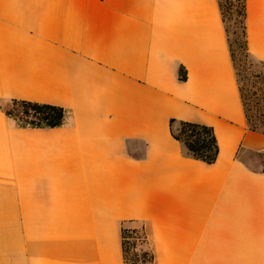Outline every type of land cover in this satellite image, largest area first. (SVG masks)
I'll return each mask as SVG.
<instances>
[{
	"label": "crops",
	"instance_id": "obj_1",
	"mask_svg": "<svg viewBox=\"0 0 264 264\" xmlns=\"http://www.w3.org/2000/svg\"><path fill=\"white\" fill-rule=\"evenodd\" d=\"M246 33L264 61V0H246ZM13 101L70 116L20 128ZM172 120L212 127L215 163L188 155ZM253 156L264 134L219 0H0V264H132L126 225L145 229L151 264H264Z\"/></svg>",
	"mask_w": 264,
	"mask_h": 264
},
{
	"label": "trees",
	"instance_id": "obj_2",
	"mask_svg": "<svg viewBox=\"0 0 264 264\" xmlns=\"http://www.w3.org/2000/svg\"><path fill=\"white\" fill-rule=\"evenodd\" d=\"M219 5L223 20L225 22L232 58L235 65L236 45L239 44L237 37H239V35L241 37L240 48L246 54V58L250 57L247 49L246 38V0H226L224 2L219 0ZM230 14H233L234 16L235 30L233 33L236 36V39L231 37V30L228 25ZM258 63L264 65V61H258ZM186 78V71L183 67H181L179 70V79L181 81H185ZM241 96L243 98L249 128L251 131L264 134L263 122L260 124L256 122L258 117H264V93H262L260 97V101L263 104V109L261 108L260 116L256 118L250 114V109L245 101L242 90ZM5 110L7 116L15 122L17 127L20 128L62 127L66 125L67 119L70 116V112L63 107L30 101H13L9 103V108L7 107ZM176 126L178 127L177 130H175ZM171 130L174 138L184 146L188 155L207 164L215 163L219 154V146L214 129L212 127L203 124L172 120ZM121 233L125 260L132 264H145L144 262H130L127 258V246L129 244L128 240L131 238H136L138 234H141L142 237H137V239L142 238L146 241L147 234L145 229L135 228L129 230L123 226ZM133 234L136 235V237H133Z\"/></svg>",
	"mask_w": 264,
	"mask_h": 264
},
{
	"label": "rangeland",
	"instance_id": "obj_3",
	"mask_svg": "<svg viewBox=\"0 0 264 264\" xmlns=\"http://www.w3.org/2000/svg\"><path fill=\"white\" fill-rule=\"evenodd\" d=\"M223 2L226 0H222ZM228 20V25L231 32V37L236 39L234 35V16L230 14ZM238 43L236 45V57H235V68L237 71L238 79L240 88L243 92V96L245 98L246 103L250 109V114L254 116V118L260 116V110L263 109V104L260 101L261 94L264 93V65L258 63L251 57L246 58V54L240 48V41L241 37L239 35ZM9 108V105L7 106ZM6 107V108H7ZM256 122L260 124L263 122L264 124V117L260 116L256 119ZM178 127H175L177 130ZM256 156V155H254ZM252 157L253 164L255 167H264V157ZM127 229H135L134 225H126ZM140 229V226H138ZM137 228V229H138ZM129 235V234H128ZM133 237L136 235H132ZM137 237H142L141 234H138ZM131 238L128 241V253L127 258L130 262L141 263L144 262L145 264L152 263V253L146 241L142 238L137 239Z\"/></svg>",
	"mask_w": 264,
	"mask_h": 264
}]
</instances>
